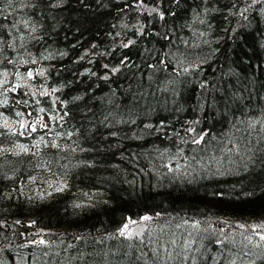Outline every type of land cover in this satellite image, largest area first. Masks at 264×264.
<instances>
[{
    "label": "trees",
    "instance_id": "16d2710c",
    "mask_svg": "<svg viewBox=\"0 0 264 264\" xmlns=\"http://www.w3.org/2000/svg\"><path fill=\"white\" fill-rule=\"evenodd\" d=\"M0 8V70L34 72L0 112L46 117L51 128L0 137L9 148L0 154V264H190L176 255L189 233L195 264H264L243 255L253 234L237 227L264 223V132L248 126L264 121V0H0ZM179 60L192 70L177 75ZM189 129L207 131L205 143L192 144ZM40 136L60 147H31ZM17 141L30 151L16 155ZM228 141L243 160L220 151ZM179 149L182 167L168 172ZM145 215L152 220L139 233L119 234Z\"/></svg>",
    "mask_w": 264,
    "mask_h": 264
},
{
    "label": "snow or ice",
    "instance_id": "6c2138e0",
    "mask_svg": "<svg viewBox=\"0 0 264 264\" xmlns=\"http://www.w3.org/2000/svg\"><path fill=\"white\" fill-rule=\"evenodd\" d=\"M142 2V0H141ZM253 2H255V0H253ZM9 5H11L12 0H8ZM247 8H245L243 10V12H241L240 14L243 15L244 12H247ZM4 11V9L0 8V12ZM153 11H156V9H153ZM160 18L163 19V13L160 14ZM0 27H3V25H0ZM201 35H203V33H201ZM4 41L3 39H0V44H3ZM10 47H14V43L9 45ZM125 47H128V44L124 45ZM3 49L0 48V52H2ZM10 64L15 65L17 63L16 60L13 59H9L8 61ZM20 63H27V61H23L20 60ZM32 63H36V61L33 59L31 61ZM0 63H2V61H0ZM161 64H165V61L161 60L160 61ZM107 67V66H105ZM149 67H155L154 65H149ZM176 74L179 75L181 72L183 73H188L190 70H192V65H185L184 60H179L177 62V66H176ZM112 71H119L118 68H114L112 69ZM39 75L43 76L44 73L43 71H40L38 73ZM13 76L14 80L10 81L9 80V76ZM34 78V72L32 70L27 71L26 73H20L18 71H14V72H9L8 70H0V97H3V99H0V108L6 106L8 104V93H15L18 89L22 88V87H28L27 85V81L31 80ZM10 85V86H9ZM53 92L56 91V89H52ZM28 93H24V95H27ZM48 94L47 90L40 92V95H45ZM39 101H37L38 103ZM16 103H20V101H16ZM25 104H27V101H24ZM45 109L44 108H40L39 112H44ZM27 115L31 116L32 113H27ZM15 117H18L19 119H15V118H10L9 116H6L3 112H0V137H3L5 135L8 136H12V137H23L25 135V133L28 134L29 137H31V135L35 132H37V128L39 126V128L41 130H44L45 132L51 131V128L49 126V124H47L44 120L43 117H39L37 119H34L32 121H29L25 118V113L21 112V111H17L15 113ZM50 120L55 121V122H59L58 120V114L57 115H53L50 116ZM256 124H261V128L260 131L264 132V121H260V120H255L252 121L250 120L248 122V126L250 129H255ZM189 132L193 133V139L191 140V143L194 145H202L205 143V137L209 136V133L207 131H203L201 133H196L195 129H189ZM59 135V134H58ZM69 136H71V133H68ZM214 138V137H212ZM41 143H44L45 146H50L53 148H59L60 145L57 144L54 140L49 142L46 141L44 136H40L39 140L35 141L32 143L31 147H34L36 149H39L41 146ZM224 142H222L223 144ZM227 144H231V147H227V145H225L224 147H222L220 149V151L224 152L225 155H227L229 157V161L231 162V156L232 155H238L241 157V160L244 159V156L241 154V148L240 145L238 143H234L232 141H228ZM18 150V151H17ZM75 150V149H73ZM9 151V148L3 146L2 143H0V154L6 153ZM11 151H13L16 155H19L20 153H25L27 154L30 149L29 146L26 144H22L17 142H13V146ZM183 149H179L178 152L174 155V157L170 158L171 162L170 163H166L163 165V167H166L168 169V172H178L180 171L182 165L179 162V159H177V157H183ZM246 151L247 152H251L252 149L250 147L246 146ZM165 152H167V149H165ZM33 155H35V153H32ZM163 155V153H162ZM192 160H197L196 156H192L191 157ZM221 159H223L221 157ZM252 156H248V160H252ZM220 161H217V163H219ZM197 163L201 164V167H206V165H204L202 163V160H197ZM185 167L188 165H184ZM246 166V165H245ZM32 181L34 182L36 177H32L31 178ZM51 187V185H50ZM66 187V185L64 184H60L59 187H57L55 190L56 191H63L64 188ZM77 207H79V205H77ZM152 220V217L150 216H143L141 218L140 222H150ZM17 223H19V221H17ZM132 223H137V221H132ZM4 225L2 223H0V227H3ZM193 229H198L199 228V224L195 223L192 224L191 226ZM237 227L245 229V231H247L248 228L251 229V232L253 235H248L245 236V239L248 241V243L251 245V248H248L247 245H245V249L246 251H243V255L246 256H250V257H255V258H264V223H260V224H251V225H237ZM127 234L126 238H131V232H129V225L126 223L123 225V227L120 230V235L121 236H125ZM253 236L257 237L258 239L255 240V242L253 241ZM195 237L193 236L192 233L188 234V238L181 244V250L179 252L176 253L177 256L181 257L183 260L186 261H190V264H195L196 261V257L195 256H191L189 257V253L192 251V245L193 242L195 241ZM203 239V237H201V240ZM39 244H44L45 241L43 239L38 241ZM167 243L175 245L177 243L176 239H172L170 241H168ZM218 243L223 244V241H218ZM157 257L159 256V249H154L153 250ZM196 252H199V248L195 249ZM164 252H166L168 254L169 258H172V253L168 251L167 247L164 248ZM201 255H203V253H201ZM220 255L223 256V251H221ZM153 264H155V261H153ZM217 264H219V262H217ZM228 264H236L235 259H231L228 261ZM250 264H255V260H252L250 262Z\"/></svg>",
    "mask_w": 264,
    "mask_h": 264
},
{
    "label": "rangeland",
    "instance_id": "374dc122",
    "mask_svg": "<svg viewBox=\"0 0 264 264\" xmlns=\"http://www.w3.org/2000/svg\"><path fill=\"white\" fill-rule=\"evenodd\" d=\"M43 120L48 124L49 120L48 118L44 117ZM132 221H137V223H132ZM141 218L139 220H131V219H127V221L125 222V224L127 223L129 225V232H131V234H137L140 232V229L142 228V225L144 224V222H140ZM123 227V226H122ZM121 227V228H122ZM121 230V229H120ZM120 230H119V234H120ZM127 236V234L125 235Z\"/></svg>",
    "mask_w": 264,
    "mask_h": 264
},
{
    "label": "water",
    "instance_id": "95a60500",
    "mask_svg": "<svg viewBox=\"0 0 264 264\" xmlns=\"http://www.w3.org/2000/svg\"><path fill=\"white\" fill-rule=\"evenodd\" d=\"M33 71V69H31Z\"/></svg>",
    "mask_w": 264,
    "mask_h": 264
}]
</instances>
